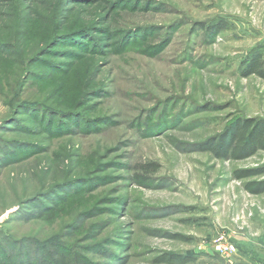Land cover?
<instances>
[{"label": "rangeland", "instance_id": "1", "mask_svg": "<svg viewBox=\"0 0 264 264\" xmlns=\"http://www.w3.org/2000/svg\"><path fill=\"white\" fill-rule=\"evenodd\" d=\"M116 1L0 0V41L10 45L0 53V148L35 147L0 164L1 236L60 243L94 264H156L163 254L189 257L171 264H264V194L243 189L264 176L233 178L264 169V151L233 161L197 150L236 120H264V81L239 74L254 49L264 60V0ZM200 22L224 26L204 34ZM85 27L83 50L64 41L45 65H28L52 36ZM133 27L141 33L122 43ZM19 104L75 114L76 124L56 131V118L48 131ZM164 114L170 122L152 128ZM151 164V181L137 183ZM72 179L98 180L52 216L12 220ZM220 236L234 253L219 254Z\"/></svg>", "mask_w": 264, "mask_h": 264}, {"label": "trees", "instance_id": "2", "mask_svg": "<svg viewBox=\"0 0 264 264\" xmlns=\"http://www.w3.org/2000/svg\"><path fill=\"white\" fill-rule=\"evenodd\" d=\"M119 1L113 3V7L117 6ZM62 16V12L59 10L56 12V18ZM223 22L206 25L204 23H196L194 25L195 31H202L204 34L215 33L222 29ZM89 28H80L72 30L70 32H64L58 35L52 36L47 46L40 49L29 60L28 65L32 66L38 63L45 65L47 62L43 60L44 56L48 54L57 55V53L51 52L53 48L64 41H69L71 44H75L78 49L83 50L85 48V40L89 37ZM141 31L137 27L132 29H126L120 35L121 42H126L133 36H138ZM163 42L160 48H164ZM10 49V45L0 41V53ZM59 55V53H58ZM65 57H77L76 53L70 52ZM64 63L54 64L49 66L53 70H58ZM33 74L32 71L28 72V76ZM239 74L242 78H248L255 76L264 81V60L262 58V52L258 49H254L250 52L244 60L240 63ZM42 108V107H41ZM37 108L29 104H19L15 112L17 114L21 111H26L36 119L41 128L51 131L54 119L56 121L55 130H66L67 127L62 120H70L71 124L74 122L73 115L69 113L52 112L46 108ZM48 111V113H47ZM168 116V115H167ZM48 117V118H47ZM52 117V119H50ZM76 117V116H75ZM61 119V120H59ZM157 120V118H156ZM174 122L176 120H173ZM172 121V124H174ZM104 121H99L102 124ZM150 122V121H149ZM170 120H166L165 114L158 117L155 123H151L152 128L160 129V126L166 125ZM14 123V122H12ZM54 129V128H53ZM146 130V129H145ZM147 131V130H146ZM22 147H2L0 148V164L17 163L28 157L29 154L34 153V148L31 146ZM197 150L207 151L217 159L240 161L252 157L257 150L264 151V120L259 119H239L236 120L233 125L228 128L227 131L222 133L216 138H213L204 144L197 147ZM33 152V153H32ZM139 173L135 176V181L139 184L151 181V176L157 172L156 165H146L139 167ZM264 176V169L254 170H238L233 173V178L237 181L249 180L252 178H258ZM98 179H72L64 183H60L53 189L49 190L45 194L38 195L29 201L23 207L13 215L12 220H22L28 222L32 219H40L45 216L51 215L56 211L58 207L60 209L65 202L72 196H76L83 191H88L91 186H95ZM243 189L250 195L259 196L264 194V178L258 180H251L243 185ZM90 213H85L82 217H89ZM17 216V217H16ZM50 216V217H51ZM79 222L70 225L68 228L76 230ZM68 236V235H67ZM173 239H180L178 236H171ZM189 257H180L175 254H163L156 258L154 262L156 264L185 262ZM115 259V258H114ZM0 264H94L88 261L79 251H72L71 249L61 245L60 243L39 244L31 241H15L8 236H1L0 233ZM101 264V263H96Z\"/></svg>", "mask_w": 264, "mask_h": 264}, {"label": "built area", "instance_id": "3", "mask_svg": "<svg viewBox=\"0 0 264 264\" xmlns=\"http://www.w3.org/2000/svg\"><path fill=\"white\" fill-rule=\"evenodd\" d=\"M226 242L223 236H220L215 239L214 245L215 249L219 251V254L221 255H227L230 253H234L235 249L230 245L228 247H223L221 244Z\"/></svg>", "mask_w": 264, "mask_h": 264}]
</instances>
